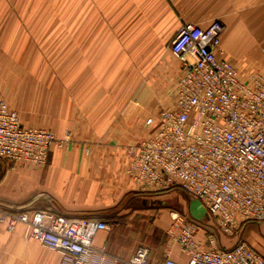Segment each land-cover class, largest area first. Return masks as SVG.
Segmentation results:
<instances>
[{
    "label": "built area",
    "instance_id": "1",
    "mask_svg": "<svg viewBox=\"0 0 264 264\" xmlns=\"http://www.w3.org/2000/svg\"><path fill=\"white\" fill-rule=\"evenodd\" d=\"M223 32L220 21L179 26L169 46L179 65L170 98L145 122L146 136L126 149L125 174L138 192L177 186L205 211L199 222L170 212L160 264H264V254L241 238L243 223L264 222V75L238 70L221 48ZM54 145L61 142L52 132L23 125L0 94V162L36 169ZM0 225L9 232L23 225L27 240L57 253L60 264L150 263L146 246L126 259L96 250L95 235L111 227L103 220L0 204ZM220 237L232 246H219ZM172 247L185 263L171 258Z\"/></svg>",
    "mask_w": 264,
    "mask_h": 264
},
{
    "label": "crops",
    "instance_id": "2",
    "mask_svg": "<svg viewBox=\"0 0 264 264\" xmlns=\"http://www.w3.org/2000/svg\"><path fill=\"white\" fill-rule=\"evenodd\" d=\"M21 1L0 0V81L4 77L13 79L12 75L6 77V73H11L16 44L20 39L26 41L31 33L25 26L26 23L21 26V31L19 25L13 23L12 8L15 2L18 7H24L25 3ZM143 1H145L143 10L140 7L127 6L121 9L122 15L129 16L141 12L137 13L143 17L139 25L142 26L139 28L141 32L167 30L163 28L162 14L158 15L153 7L155 3L152 4L160 0ZM169 2L168 14L177 29L182 23L205 27L212 21H220L224 25L221 48L225 56L242 74L264 75V0H169ZM108 4L109 0H96V6L100 10L104 9L105 15L112 8ZM108 26L100 27L99 30L109 31ZM106 39L107 37L103 42L105 48L108 46ZM178 68L176 61L169 66L164 65L161 72L171 79L173 75L178 74ZM73 110L81 114L72 116L70 112L66 113L68 110L65 108L58 116L59 122L52 126L51 131L61 142V146L54 145L51 148L44 166L33 169L17 165L5 170L0 178V202H8L11 206L28 210L47 208L71 217L103 221L113 219V222L108 221L111 226L109 231H100L95 235L92 244L96 250L104 248L108 255L126 259L137 247L146 246L150 250L149 264H160L167 249L163 233L170 218L167 219L164 214L161 215L162 221L161 216L154 218L151 233H147L149 235L140 242L137 231L131 233L120 228L121 224L130 223L127 221L129 217L125 214L127 205H132V202L138 199L146 201L147 198L161 203L158 198L166 194L140 193L125 174L127 147L138 143L149 132L144 120L145 110L129 102L116 106L100 105L95 111L91 108L79 110L77 107ZM93 112L96 114L91 116L89 113ZM19 117L22 124L27 127L48 129L42 123L22 118L20 114ZM72 118L74 119L71 124ZM3 163L0 162V168L3 167ZM4 164L9 167L8 164ZM180 214L194 220L186 211ZM114 215L116 218H113ZM258 227L263 228L264 223H243L241 232L245 233ZM203 228L210 233L208 228ZM255 236L258 238L257 234ZM197 238L202 239V233H198ZM241 238L245 240L242 235ZM217 241L219 246L224 248L233 244L231 239L225 237H220ZM257 241L258 239L248 241L255 250L257 249L253 245ZM171 258L180 263L186 262L185 255L176 247L171 248ZM0 264H60V257L39 243L27 240L23 225H18L12 232L0 225ZM91 264H96L95 260L91 261Z\"/></svg>",
    "mask_w": 264,
    "mask_h": 264
},
{
    "label": "rangeland",
    "instance_id": "3",
    "mask_svg": "<svg viewBox=\"0 0 264 264\" xmlns=\"http://www.w3.org/2000/svg\"><path fill=\"white\" fill-rule=\"evenodd\" d=\"M22 2L24 7L14 3L13 23L19 25V30L26 23L31 33L26 41L17 42L11 73L5 69L6 77L12 75L13 79L4 77L0 81V94L22 118L42 123L52 132L65 108L66 113L74 116L81 114L73 110L75 107L95 111L100 105L129 102L145 110L147 123L169 100L177 76L170 79L162 74L164 65L177 61L169 51L177 30L168 14L169 0L152 2L158 15L162 14L163 28L167 29L154 32L139 31L143 17L137 13L141 12L122 15L121 9L127 6L143 10V0H109L108 6L112 8L108 7L111 11L106 15L104 9L96 6V0ZM105 25L110 30L100 31ZM105 37L107 48L103 47ZM8 168L11 166L3 163L0 178ZM165 193L158 198L161 203L147 198L127 205L125 214L130 223L121 224L120 228L131 233L137 231L140 242L149 235L152 220L163 214L168 219L170 212L186 211L195 221L205 219L201 201L190 199L177 186ZM204 225L209 226L210 232L215 231L214 221L208 220ZM261 229L242 231L241 235L248 241L258 239L253 246L264 254V227Z\"/></svg>",
    "mask_w": 264,
    "mask_h": 264
},
{
    "label": "trees",
    "instance_id": "4",
    "mask_svg": "<svg viewBox=\"0 0 264 264\" xmlns=\"http://www.w3.org/2000/svg\"><path fill=\"white\" fill-rule=\"evenodd\" d=\"M0 204L5 205V206H7L8 208H11V209L13 208L15 210H21L22 209V207H14V206H11L8 202H0ZM112 220L113 219H108L106 222L107 223H109L108 221L113 222Z\"/></svg>",
    "mask_w": 264,
    "mask_h": 264
}]
</instances>
